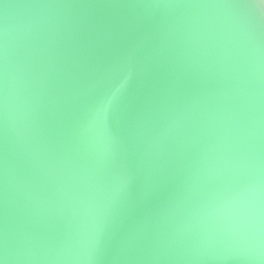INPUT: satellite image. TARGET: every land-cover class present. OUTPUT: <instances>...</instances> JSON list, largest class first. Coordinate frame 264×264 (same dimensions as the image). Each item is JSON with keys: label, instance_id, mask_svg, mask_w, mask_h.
I'll return each mask as SVG.
<instances>
[{"label": "water", "instance_id": "1", "mask_svg": "<svg viewBox=\"0 0 264 264\" xmlns=\"http://www.w3.org/2000/svg\"><path fill=\"white\" fill-rule=\"evenodd\" d=\"M257 179L264 0H0L3 264H249Z\"/></svg>", "mask_w": 264, "mask_h": 264}, {"label": "clouds", "instance_id": "2", "mask_svg": "<svg viewBox=\"0 0 264 264\" xmlns=\"http://www.w3.org/2000/svg\"><path fill=\"white\" fill-rule=\"evenodd\" d=\"M7 26L4 30L5 48H4V98L3 109L7 120L9 111V94H8V47H7ZM113 97H109L102 109H98L95 118L96 124L99 126L102 119L106 116L108 108L112 105ZM99 139L106 146L107 151L111 153V146L115 144L114 138L106 130L102 131ZM233 203L235 206L242 208L245 212L246 223L249 228L250 236L247 244L243 248V254L249 264H264V241L261 237L264 234V181L257 179L247 188L234 195ZM98 243V241H97ZM89 259H93L90 254Z\"/></svg>", "mask_w": 264, "mask_h": 264}, {"label": "snow or ice", "instance_id": "3", "mask_svg": "<svg viewBox=\"0 0 264 264\" xmlns=\"http://www.w3.org/2000/svg\"><path fill=\"white\" fill-rule=\"evenodd\" d=\"M0 264H3V258H0Z\"/></svg>", "mask_w": 264, "mask_h": 264}]
</instances>
